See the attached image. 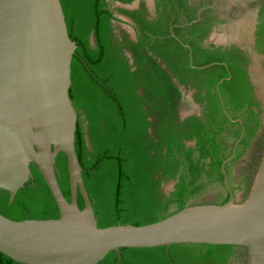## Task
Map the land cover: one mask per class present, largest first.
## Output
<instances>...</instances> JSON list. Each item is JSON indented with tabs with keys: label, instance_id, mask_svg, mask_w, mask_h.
<instances>
[{
	"label": "trees",
	"instance_id": "1",
	"mask_svg": "<svg viewBox=\"0 0 264 264\" xmlns=\"http://www.w3.org/2000/svg\"><path fill=\"white\" fill-rule=\"evenodd\" d=\"M61 3L69 36L77 43L70 88L78 113L76 151L98 226L152 224L187 206L208 203L200 200L214 191L216 204L227 202L230 196L221 166L231 155L242 127L224 114L217 83L230 78L220 85L221 97L227 111L234 119H242L245 127L236 157L225 167L228 175L229 165L252 146L261 111L253 109L259 106L246 57L235 47L204 46L215 20L212 11H204L199 22L174 28L175 36L189 45L186 48L170 32L172 23H184L181 18L196 19L197 9L186 0H157V19L153 20L145 9L126 11L137 25L136 43L125 34L122 39L116 36L114 21L119 19L109 0ZM258 35L259 43L264 44V30ZM92 37L96 45L91 43ZM125 50L131 51L133 65ZM190 50L196 67L210 66L192 69ZM174 78L200 88L195 99L204 105L203 119H179L180 92ZM56 167L61 189L70 200L65 154H59ZM31 171L32 180L11 204L9 193L0 190V213L17 221L59 218L56 202L36 165H31ZM244 180L248 183L247 177ZM171 182H175L174 190L166 195L162 184ZM79 206L84 207L81 196ZM235 251V246L200 244L126 248L110 252L99 264H228ZM0 264L20 263L0 252Z\"/></svg>",
	"mask_w": 264,
	"mask_h": 264
},
{
	"label": "water",
	"instance_id": "2",
	"mask_svg": "<svg viewBox=\"0 0 264 264\" xmlns=\"http://www.w3.org/2000/svg\"><path fill=\"white\" fill-rule=\"evenodd\" d=\"M123 28L136 40L133 29ZM76 50L61 0H0V190L9 193L11 204L32 180L34 164L59 210L57 219L20 221L0 213V252L20 264H99L126 248L226 245L244 248L245 264H264V151L243 201L229 187L225 170L241 139L221 167L230 196L224 204L187 206L142 226H98L76 151L78 113L70 97ZM260 72L264 83L263 67ZM229 79L216 85L225 114L220 85ZM187 115L182 112L181 119ZM60 153L67 157L70 200L58 181Z\"/></svg>",
	"mask_w": 264,
	"mask_h": 264
},
{
	"label": "flooded vegetation",
	"instance_id": "3",
	"mask_svg": "<svg viewBox=\"0 0 264 264\" xmlns=\"http://www.w3.org/2000/svg\"><path fill=\"white\" fill-rule=\"evenodd\" d=\"M156 1L157 0H149V1L148 0H119V1L109 0L111 7L115 9V17L119 19V21H114V25L116 27L115 29L116 36L122 39L123 34H125L129 40L136 43L137 38L136 40H134L130 36V34L123 28V26H128L134 30V28L137 27L136 23L126 13V11L130 10L134 12L145 9L148 14V19L150 20L157 19ZM168 1L169 0H164V2H168ZM186 1L189 6H193L197 9L196 19L189 22L186 21V19L183 17L181 18V21H184L183 24L172 23V26H170V32L172 37L177 39L184 47L189 48L188 44H183L181 40L177 36H175L173 32L174 28H183L187 25H191L196 22H199L202 20V13L206 10H211L212 12L210 14L215 20H212L213 21L212 31L209 34L208 38L204 40V46L208 47L209 45H214L215 47H222L223 49H229L235 47V49H237V51L240 54H242L243 57H246L248 61V65L246 67L247 73L249 75L250 83L254 87L255 102L259 106V109L255 107H253V109L255 110L256 113L261 111L260 128L257 130L255 138L252 141V146L245 152V154L241 159L229 165L230 174L229 175L227 174L229 187L233 191L238 201H243L248 196V193L252 185L251 183L252 177L255 176L259 166H257L258 163L255 162L257 165L255 164L254 166H252V168L255 170V174L252 177H249V175H243L241 173L242 172L240 170L241 163L244 159H246L247 155H250L249 153L252 150L254 144L264 134V83L262 82L261 74H260L261 67L264 68V66L260 64L261 57H264V53H260V50L264 48V44L259 43L260 38L258 35V33L261 30H264V0H186ZM136 3L137 6L133 9H127L121 7V6H132L135 5ZM119 9H123V10L118 11ZM185 10H182V13L183 12L185 13ZM214 33L218 34L216 35L217 37L216 36L211 37ZM184 37L187 38L188 36L184 34ZM91 43L93 45H96L95 39L93 37L91 38ZM125 55L129 58V63L133 65L134 58L131 51L125 50ZM189 56L191 59L190 66L192 69L204 70L206 69V67H208L207 65L202 67H196L193 64L191 50L189 51ZM163 66L165 69L167 68L165 64H163ZM192 66H194L195 68H193ZM174 82L180 92L179 105L177 107V113L179 119H181L182 112L188 115L183 120L181 119V121H184L185 119L194 116L203 119L204 105L202 103H198L195 99V95L200 90V88L199 87L197 88L192 84L189 85L181 84L180 80H178L177 78H174ZM222 100L224 104V99L222 98ZM224 108L231 119L228 117L227 114L224 113L226 117L233 123H239L242 127V133L238 138V140L233 144V146L231 145L232 143H229V146H232V150H231L232 153L224 160L226 161L229 157L232 156L237 142L240 139L241 141L243 140L245 136V127L243 126L242 119L240 118L234 119L232 117V115L227 111L225 104H224ZM150 120L152 121V118H150ZM235 120L238 121L235 122ZM150 132L151 133L153 132L152 128L150 129ZM241 141L237 144L236 154H237L238 146L240 145ZM231 161L227 162L226 165L229 164ZM244 176L247 177L248 183L244 182L245 181ZM224 180H225V176L223 179V183L227 193H229ZM230 180H234V182L230 183ZM162 185H163L162 191L166 195H168L169 192L173 191L175 187V184L173 186H170V183L168 184L164 183ZM166 187L168 188L166 189ZM223 193L225 195L226 192L223 190ZM208 194L203 196L200 202H207L205 198L208 197L207 196ZM235 247H236V251L231 257L230 263L228 264H245V260H246L245 249L242 247H237V246Z\"/></svg>",
	"mask_w": 264,
	"mask_h": 264
},
{
	"label": "rangeland",
	"instance_id": "4",
	"mask_svg": "<svg viewBox=\"0 0 264 264\" xmlns=\"http://www.w3.org/2000/svg\"><path fill=\"white\" fill-rule=\"evenodd\" d=\"M149 1V0H148ZM218 35L217 33H214L211 37ZM217 37V36H216ZM264 151V134L256 141L254 144L252 150L250 151V155H247L246 159H244L241 163L240 170L243 175H249V177H252L255 174V170L252 168L257 162L259 166L262 155ZM254 176L252 177L253 182ZM208 197L205 198V200L208 203H215L217 201V192H211L207 195Z\"/></svg>",
	"mask_w": 264,
	"mask_h": 264
}]
</instances>
